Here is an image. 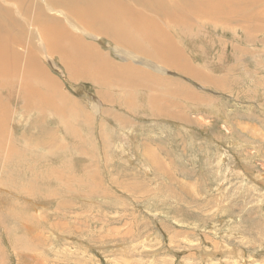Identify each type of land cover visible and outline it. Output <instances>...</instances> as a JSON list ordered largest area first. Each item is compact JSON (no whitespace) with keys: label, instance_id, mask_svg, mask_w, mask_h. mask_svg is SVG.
<instances>
[{"label":"rangeland","instance_id":"1","mask_svg":"<svg viewBox=\"0 0 264 264\" xmlns=\"http://www.w3.org/2000/svg\"><path fill=\"white\" fill-rule=\"evenodd\" d=\"M247 12L167 26L171 62L71 29L138 89L73 81L42 49L28 91L0 87V264H264V0Z\"/></svg>","mask_w":264,"mask_h":264},{"label":"bare ground","instance_id":"2","mask_svg":"<svg viewBox=\"0 0 264 264\" xmlns=\"http://www.w3.org/2000/svg\"><path fill=\"white\" fill-rule=\"evenodd\" d=\"M254 1L0 0V87L2 94L12 98L10 82H13L12 78L15 75L17 77L19 75L21 80L19 93L28 91L27 81L30 67L37 62L36 53L39 49H42L46 55L61 61L64 68H68L67 75L72 77L73 81H91L97 85H105V87L114 83L117 88L138 89L143 85L137 83L133 72L136 74L140 72L130 69L128 72L126 67L129 65L125 67L107 59L96 46L84 43L78 34L71 32V29L98 39L106 38L118 44L115 45L116 51L124 59L127 57L134 59L137 56L157 62L167 60L171 62L180 54L176 49L169 47L167 26L180 28L185 33L193 27L191 25L203 21L222 24L228 28L232 23L254 20L251 12H247ZM55 5H62L71 12L73 11L75 19L73 23L65 17V13L52 7ZM223 5L227 7L228 13L225 12ZM48 12L63 14L69 28L62 26L57 18L48 16ZM255 15L257 16V11ZM241 17L242 19H237ZM32 32L34 33L32 36L38 42V47L27 46V52L24 55L16 52L14 45L24 47V44H27L26 37ZM169 62L165 64L166 68L169 67ZM155 68L154 71L159 73L160 70ZM35 73L37 72H32V76L37 85L47 84L50 90H56L53 87L55 82L51 76L47 73L43 75L39 73L42 76H36ZM171 94L169 93V96ZM0 97L3 96L0 94ZM4 103L0 99L2 110L5 107Z\"/></svg>","mask_w":264,"mask_h":264}]
</instances>
